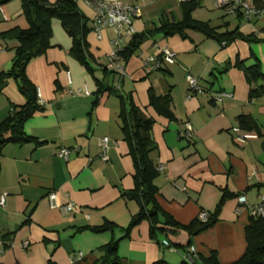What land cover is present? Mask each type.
<instances>
[{"label":"crops","instance_id":"obj_1","mask_svg":"<svg viewBox=\"0 0 264 264\" xmlns=\"http://www.w3.org/2000/svg\"><path fill=\"white\" fill-rule=\"evenodd\" d=\"M103 1L138 7L139 16L132 19L134 34L159 27L162 19L182 18L177 0ZM214 1L198 0L193 19L218 32L237 29L243 36L264 38V15L242 20L217 11ZM252 2L264 10V0ZM76 4L90 28L94 10L82 0ZM50 26V48L26 68L42 102V110L23 126L30 141L6 145L0 152V196L5 194L0 207V264H95L112 241H117L118 264H182L191 248L197 259L213 252L221 264L238 260L245 250L250 207L264 206V80L258 83L262 93L250 98L236 63L249 67L256 61L264 77V42L235 40L224 45L192 30L184 39L154 34L123 61L126 74L115 94L104 86L115 88L118 77L100 70L108 62L115 38L112 29H105L101 39L91 31L86 37L95 68L91 75L69 55L72 42L60 22L52 20ZM15 28H27L20 0L0 5V34ZM16 47L15 40H0V72L10 68ZM163 49L175 52L174 63L160 62L150 69L146 59ZM187 75L198 80L202 93H190ZM96 81L102 84L100 93ZM79 89L82 92L76 94ZM149 91L169 96L170 119L148 106ZM218 93L227 97L217 102L213 98ZM119 94L131 95L135 106L154 121L150 159L155 168L161 167L153 181L158 205L181 225L200 212L214 214L219 206L211 228L194 236L170 231L151 236L149 223L142 221L124 237L139 207L123 196L133 188V167L120 132ZM24 102L12 79L0 84V122L11 107ZM241 118L251 120L256 129L241 128ZM185 123L193 130L190 141L182 136ZM234 128L257 137L238 145ZM104 137L110 141L106 161L100 158L99 141ZM75 147L78 154L67 161L57 157L60 148ZM51 193L56 208L50 207ZM239 195L245 196V205L238 203ZM68 203L76 209L60 211ZM104 226L109 228L88 229ZM162 241L172 247L162 246Z\"/></svg>","mask_w":264,"mask_h":264},{"label":"trees","instance_id":"obj_2","mask_svg":"<svg viewBox=\"0 0 264 264\" xmlns=\"http://www.w3.org/2000/svg\"><path fill=\"white\" fill-rule=\"evenodd\" d=\"M10 1L12 0H0V5ZM20 2L21 13L26 20L27 28H15L7 33L0 34V40L12 39L17 43L10 68L7 71L0 72V84L12 79L25 102L20 107H11L7 116L0 122V152L6 145L22 144L30 141V138L24 133L23 126L36 112L42 110V106L39 104L36 87L26 75V68L31 61L43 56L50 48L52 36L50 25L52 20H58L64 32L71 39L72 46L69 50V55L91 75L95 72V68L92 65L93 59L88 52V44L86 42V37L91 29L87 25L88 19L80 12L76 0H56L54 3H48L45 0H20ZM198 7V0L182 1L180 2L181 20L162 19L159 27H153L143 33L132 35L127 45L120 52L122 60L127 62L147 38L157 33L165 37L178 35L184 39L186 37L185 32L192 30L224 45L235 40L247 43L264 42V38H258L256 35L243 36L237 29L231 32H218L217 28L211 27L208 23L193 19L192 13ZM256 7L259 8L258 6ZM234 15L244 20L239 13ZM236 67L244 73L249 86V97L253 98L260 95L262 87L258 83L264 80V77L260 72L258 63L255 61L251 66L245 67L243 63L237 62ZM100 70L104 73L113 74L106 67H102ZM96 82L100 93L103 88L102 84L99 81ZM104 90L115 94L118 92L115 88L105 86ZM118 98L120 101L118 115L120 132L122 140L127 146L133 167V188L124 193L123 196L135 201L139 207L138 213L131 217L128 226L124 229V237L128 236L130 230L142 221L149 223L151 236L164 231L185 232L188 236H194L211 228L215 223L219 206H217L214 214H208V219L205 222H201L197 216L189 224L181 225L158 205L156 200L157 189L153 184V181L158 176V171L150 159V154L154 150L151 139V129L154 121L145 116L135 106L131 95L123 96L119 94ZM148 106L158 115L164 118H171L169 110L170 98L168 95L157 96L149 91ZM239 122L241 128L245 130L256 129L254 123L248 118H241ZM108 228V226H104L88 229L93 232H101ZM244 239L245 250L243 254L238 260L230 264H264V218L249 217L248 225L244 230ZM116 246L117 241H112L104 246L102 248L105 253L104 257L95 264H118ZM169 247L172 246L169 244ZM182 264L221 263H219L216 254L213 252L207 258L200 257L199 259L188 252L186 261Z\"/></svg>","mask_w":264,"mask_h":264},{"label":"built area","instance_id":"obj_3","mask_svg":"<svg viewBox=\"0 0 264 264\" xmlns=\"http://www.w3.org/2000/svg\"><path fill=\"white\" fill-rule=\"evenodd\" d=\"M87 6L94 10V17L91 20L90 29L97 39H101L102 33L105 29H112L115 34V38L111 41V49L108 55V62L106 69L113 72L118 77V83L115 89L119 91L120 81L125 76V65L122 58L120 57V52L123 49L125 41L134 35L135 31L132 26V19L139 16V9L136 5H123L117 2H104L103 0H82ZM179 2L185 0H177ZM214 6L216 9L223 11L225 14L234 15L239 13L244 20H251L252 18H257L264 15V10L257 8L253 5L252 0H215ZM175 59V52L170 49H163L158 56H150L146 59V63L149 65L150 69L158 67L160 62L166 64H173ZM185 81L187 83L188 89L191 94H200L203 92V88L199 85L198 80L190 75L185 76ZM82 90H77L76 94L81 93ZM86 93V92H85ZM225 97L224 93H218L213 98L215 101L220 102ZM39 104L42 102L39 100ZM182 136L184 139L190 141L193 138V130L189 123H185L183 126ZM233 140L238 145L245 144L248 140L255 139L256 134L250 132L240 131L239 128H234ZM110 141L107 137L102 138L99 141V146L101 148L100 158L102 161H106V150ZM79 148H60L57 152V157L67 161L69 157L78 154ZM156 170L159 172L161 167H157ZM48 201L51 208H56V196L51 193L48 195ZM237 201L240 205L246 204L245 196L239 195ZM5 204V194L0 196V207ZM60 211L63 213L73 212L76 206L73 203H68L62 207H59ZM250 216L264 218V206L259 204L250 207ZM198 218L201 222H205L208 219V214L206 212H200ZM161 245L167 248L169 244L167 241H162ZM26 246V245H24ZM194 249L189 250V254L194 257Z\"/></svg>","mask_w":264,"mask_h":264},{"label":"rangeland","instance_id":"obj_4","mask_svg":"<svg viewBox=\"0 0 264 264\" xmlns=\"http://www.w3.org/2000/svg\"><path fill=\"white\" fill-rule=\"evenodd\" d=\"M217 11H221V10H217ZM221 12H223V11H221Z\"/></svg>","mask_w":264,"mask_h":264}]
</instances>
